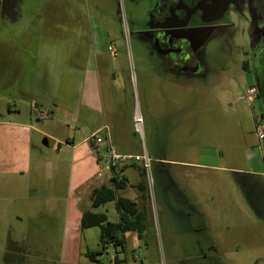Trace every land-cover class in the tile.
<instances>
[{"label": "crops", "instance_id": "1", "mask_svg": "<svg viewBox=\"0 0 264 264\" xmlns=\"http://www.w3.org/2000/svg\"><path fill=\"white\" fill-rule=\"evenodd\" d=\"M16 1L19 8L11 17L17 21L16 28L5 32L4 26L10 21L0 14V44H4L0 46V264H137V259L138 263L142 261L137 253L142 254L140 245L146 231L152 227L145 172L140 162L130 160L108 166L103 155L96 156L89 138L104 126L108 127L111 144L119 155L139 156L146 153L155 165L209 169L220 173L221 178L226 177L223 173L231 172L232 175L264 179L263 142L252 147L250 159L245 160L246 168L226 167L233 165L229 152L225 157L219 155L226 160L218 165V160L201 163L197 158L171 160L158 157L154 155L152 146L149 149L142 147L133 124L134 115L140 114V110L137 112V107L134 108L136 105L131 93L132 87L136 88V82L130 78L127 60L120 49L111 62H106L103 57V52L107 51L104 45L108 39L106 31L100 27L95 59L87 57L84 64L77 62L74 65L72 50L63 47L67 55L65 61L60 62L51 55L60 47L50 38L42 42L43 35L39 28H35L33 19L29 17L25 23H19L30 11L36 17L33 12L41 8V3L38 7L25 10L24 4L29 2ZM115 23L118 28V19ZM65 33L70 31L65 29ZM4 46L8 53H17L16 56L23 60L6 57L2 52L6 50ZM24 59L28 60L27 64ZM36 60L41 63L39 66ZM10 69L19 70L24 76L26 70L28 76L9 77ZM160 71L155 73H162ZM58 72L61 75L59 78ZM172 79L169 77V80ZM155 83L159 91L166 93L161 78ZM120 98H123L122 103ZM187 115L188 112L183 111L182 116ZM263 117L260 116L262 122ZM195 128H199L198 123ZM105 148L106 144L103 145V152ZM121 179L124 186L115 189L114 184ZM228 182L231 184V180ZM100 187L113 189L115 199L92 208L91 203ZM174 188L180 192L175 185ZM118 198L134 202L139 212L145 210L143 221L136 222L134 217L129 219L131 225L137 223L143 229L120 231L118 237L121 244H106L104 251L94 261L90 260L88 253L100 252V230L98 227L82 229V213L100 214L107 222L118 224ZM110 206L116 215L109 216ZM187 212L189 217L204 213L211 215L208 210L195 207ZM199 223L197 221V225ZM225 223L216 221L212 224L222 228ZM176 226L180 232L183 225ZM191 226L195 228L192 223ZM185 230L190 232L188 227ZM211 238L207 249L216 264H224L219 262L224 254L219 249L218 240ZM178 240L184 255H189L194 239L183 235Z\"/></svg>", "mask_w": 264, "mask_h": 264}, {"label": "rangeland", "instance_id": "2", "mask_svg": "<svg viewBox=\"0 0 264 264\" xmlns=\"http://www.w3.org/2000/svg\"><path fill=\"white\" fill-rule=\"evenodd\" d=\"M150 1L121 0L127 22L126 35L121 23H118V28L115 23L117 19L119 22L118 0H26L29 3L24 4L25 10L38 7L40 3L41 8L34 10L36 17L30 11L24 21L19 23H25L29 17L33 19L35 28H39L43 35L42 42L50 38L60 47V50L51 52L52 58L56 56L57 60L64 62L67 54L63 47H68L72 50L74 65L77 62L84 64L87 57L90 59L97 55L96 44L102 27L108 35L104 44L107 51L102 54L106 62L115 59L120 49L127 60L130 78L136 82V88L133 86L131 93L136 105L134 108L137 107L135 110H140L141 114L142 132L136 130V134L142 141V147L149 149L152 146L154 155L158 157L171 160L197 158L201 163H205V160H218V165L226 160L219 155L225 157L229 152L233 165L226 167L246 168L245 160L250 159L252 147L260 143L254 134V121L260 119L261 115L263 117L264 97L249 98L245 94V88L242 92H235L237 86L234 84L238 78L235 72L240 74L236 65L240 62L238 49L243 44V26L237 25L234 30L237 33L233 31L228 36L211 37L206 47L204 66L210 68L211 75L216 78L210 75L203 85L198 83L195 86L194 81L187 85L182 80H169L171 76L163 72L156 74L160 69L154 70L147 65L150 55L148 47L136 41L132 34L131 22L145 12L136 10L137 4L143 8ZM7 19L10 24L6 23L4 26L5 32L17 26V21L10 17ZM65 29L70 33L66 34ZM3 45L0 44L1 47ZM2 52L11 59L23 60L16 56L17 53H8L7 48ZM120 58L118 55L119 60ZM24 60L27 64L28 60ZM36 64L39 66L41 63L37 61ZM18 71L10 69L9 77L28 76L26 70L25 76ZM60 76L58 72L57 78ZM159 78L167 89L166 93L157 89L155 80ZM227 80H231L233 86ZM250 86L248 82L246 88ZM119 101L122 103L123 98ZM183 111H187L188 115L182 116ZM122 120L125 121V118ZM195 122L199 124L198 129L195 128ZM104 127L106 130L103 133L112 143L108 127ZM117 142L118 139L115 140ZM143 155L149 157L146 153ZM165 165H155L150 161L148 172L144 176L152 227L148 228L140 245L142 254L137 255L142 261L138 263L137 259V264H216L209 248L207 249L211 236L218 240L219 249L224 254L219 262L264 264V179L234 173L232 175L231 172L223 173L226 177L221 178L220 173L209 169ZM230 180L231 184L228 182ZM174 185L180 192L176 191ZM225 200L227 201L224 202ZM191 207L208 210L211 215L204 213L189 217L190 213L187 211ZM108 208L111 211L107 210L109 216L116 215L113 207ZM197 221L200 222L198 225ZM216 221L226 222V226L216 228L212 224ZM176 225H183L180 232ZM186 225L190 232L185 230ZM183 235L191 236L195 242L189 255H184L183 246L178 240Z\"/></svg>", "mask_w": 264, "mask_h": 264}, {"label": "flooded vegetation", "instance_id": "3", "mask_svg": "<svg viewBox=\"0 0 264 264\" xmlns=\"http://www.w3.org/2000/svg\"><path fill=\"white\" fill-rule=\"evenodd\" d=\"M15 1L0 0V14L14 16ZM148 4L143 8L137 4L136 10L145 12L131 22L135 40L149 49L148 66L178 82L203 85L212 74L204 66L211 37L228 36L241 25L244 38L238 49L235 92L245 88L246 94L249 82L256 88V97H264V0H151Z\"/></svg>", "mask_w": 264, "mask_h": 264}, {"label": "trees", "instance_id": "4", "mask_svg": "<svg viewBox=\"0 0 264 264\" xmlns=\"http://www.w3.org/2000/svg\"><path fill=\"white\" fill-rule=\"evenodd\" d=\"M254 87V86H250ZM257 98V97H256ZM262 116V115H261ZM264 116V114H263ZM260 119H255L254 123L257 124L260 122ZM264 145V140L262 141ZM261 142V143H262ZM92 146V144H91ZM93 149V147H92ZM264 160V157H263ZM115 182H117V178H114ZM124 186V180H119L118 183L114 184L115 189H120ZM113 189H108L105 187H100L98 189L97 194L94 196V199L91 203L92 208H97L98 206H101L105 203L114 201L115 195H114ZM116 208L119 211V223L113 224L110 222H107L105 217L100 214H96L90 211H84L81 216V222L80 226L82 229L92 228V227H98L100 230V236H99V246H100V252L98 253H88L87 257L90 260H95V257L98 256L102 251H104L106 244L114 243L115 246L121 244V239L118 237V233L121 231H141L143 227H140L139 224L136 223L134 226L131 225L129 219L134 217L136 219V222L143 221L145 219V210L138 211L136 209V204L130 200L124 199V198H118L116 200ZM131 225V226H130ZM135 227V228H134Z\"/></svg>", "mask_w": 264, "mask_h": 264}, {"label": "built area", "instance_id": "5", "mask_svg": "<svg viewBox=\"0 0 264 264\" xmlns=\"http://www.w3.org/2000/svg\"><path fill=\"white\" fill-rule=\"evenodd\" d=\"M119 4V23H121L123 33L126 35L127 33V22L125 20L124 13L121 8V0H118ZM113 52V50H112ZM246 95L249 98H256V88L250 87L247 90ZM133 124L135 129L138 132H141L142 126V119L139 113H136L133 118ZM106 130L103 127L101 130H98L90 135L89 140L91 141L93 150L96 156L105 158V161L108 166H115L117 163L120 162H128L133 160L134 162H140L143 166L145 174L148 172L150 159L146 155H139V156H129V155H119L115 152L114 147L110 143L107 136L102 135L103 131ZM254 134L256 135L257 139L262 142L264 140V122L260 121L257 124L254 123ZM106 144L105 152H103V145ZM105 153V154H104ZM147 187V183H146ZM148 192V191H147ZM151 211V210H150Z\"/></svg>", "mask_w": 264, "mask_h": 264}]
</instances>
